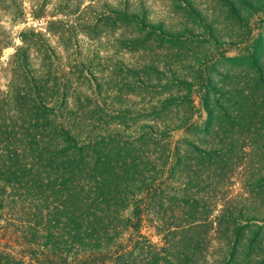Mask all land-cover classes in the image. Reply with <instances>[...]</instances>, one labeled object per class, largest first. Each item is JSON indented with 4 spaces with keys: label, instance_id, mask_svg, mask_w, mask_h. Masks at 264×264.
<instances>
[{
    "label": "rangeland",
    "instance_id": "1",
    "mask_svg": "<svg viewBox=\"0 0 264 264\" xmlns=\"http://www.w3.org/2000/svg\"><path fill=\"white\" fill-rule=\"evenodd\" d=\"M8 3L21 13L0 14L9 39L0 84L16 74L1 66L20 34L39 40L27 61L47 83L64 84L63 101L83 116L84 132L114 136V148L124 142L137 154L152 148L142 130L162 133V183L148 191L194 198L192 212L212 220L199 264H264V0H0V7ZM155 205L139 229L151 242L165 232L159 219L170 217L165 202Z\"/></svg>",
    "mask_w": 264,
    "mask_h": 264
},
{
    "label": "trees",
    "instance_id": "2",
    "mask_svg": "<svg viewBox=\"0 0 264 264\" xmlns=\"http://www.w3.org/2000/svg\"><path fill=\"white\" fill-rule=\"evenodd\" d=\"M4 7L12 19L21 13L19 3ZM32 37L20 34L1 66L16 74L0 84V264H199L212 220L192 212L194 198L148 191L162 183V133L142 130L152 148L137 154L124 142L114 148V136L84 132L83 116L63 101L64 84L47 83L27 61L39 42ZM8 43L0 28V56ZM163 202L170 217L159 219L165 232L151 242L139 232L151 219L142 213Z\"/></svg>",
    "mask_w": 264,
    "mask_h": 264
}]
</instances>
